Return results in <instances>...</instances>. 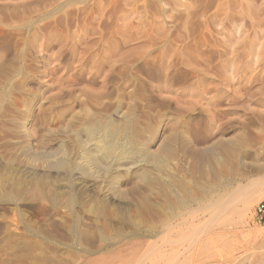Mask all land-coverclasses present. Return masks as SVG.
I'll use <instances>...</instances> for the list:
<instances>
[{"label":"rangeland","instance_id":"rangeland-1","mask_svg":"<svg viewBox=\"0 0 264 264\" xmlns=\"http://www.w3.org/2000/svg\"><path fill=\"white\" fill-rule=\"evenodd\" d=\"M97 122L131 125L151 152L171 144L168 168H151L162 182L146 185L139 165H118L117 185L90 168L84 128ZM221 140L236 146L211 170L194 151ZM61 159L67 168L54 165ZM217 179L232 180V192L251 183L239 198L250 200L204 250L263 264L264 0H0V264H101L106 224L134 240L159 216L140 208L135 188L167 211L163 194L196 195ZM160 229L145 239L182 261Z\"/></svg>","mask_w":264,"mask_h":264},{"label":"bare ground","instance_id":"bare-ground-1","mask_svg":"<svg viewBox=\"0 0 264 264\" xmlns=\"http://www.w3.org/2000/svg\"><path fill=\"white\" fill-rule=\"evenodd\" d=\"M98 122H99V120H98ZM98 122H97V124H98ZM97 124L95 123V125H94V123H93V125L98 127V128L99 127L102 128L104 126L102 122L98 125ZM133 126H135V125H133ZM96 127L87 126L84 128V132L89 137L88 139H90V141H94V143H92V146H85V147L83 146L85 149V153H86L85 155H87V161L89 163L90 168L93 167V168L97 169L98 171H102L105 174V177L108 180L110 179L115 185L117 182L119 183L118 180L120 179V172L121 171L119 172L118 165L121 166L122 164H127V163L130 164L129 167L128 166L126 167L127 171L132 169L131 167H133V165H135V166L139 165L140 166L139 170H141V171H139L141 173L140 174L141 178H142V180L145 181L146 185L153 186L156 183L159 184L162 182V181L160 182L159 179H157V178L151 177V168L154 166L156 169H159L160 171H164L168 168L166 161H167L168 154H170L172 152L171 151V144L162 146V149H159L160 151L151 152L150 147L147 144H144L142 142L140 143L138 141V138H136L134 135H131L129 133L130 130L132 131L131 125L129 127H127L126 129H124L125 127L121 128L117 125H114L113 123H108L105 127H103L104 132L101 133L102 135L100 134L99 135L100 137H97V138L94 136L96 134V132L94 134V130L96 129ZM122 134L126 135V137L128 138V141H129V142L127 141L128 147L123 146L119 142L115 141L116 137L118 135H122ZM232 141H230V140L229 141H227V140L218 141L216 144H214L213 146H211L209 148L206 147V149H203V150H199V149L195 150L194 155H197L201 159V163H202V161L207 162V164L209 163L208 165L211 167V170H213L215 165L212 167V163H214L213 160H214V157H216L215 155L217 154V152H219L221 150H224V152H225L226 148L231 150L234 145L236 146V144ZM122 143L124 144V142H122ZM129 143H130V145H129ZM192 150H194V149H192ZM234 150H235V148H234ZM223 154L224 153H222V156H224ZM229 154L230 153H228V156L231 157V155H229ZM221 158H220V160H221ZM234 159H237V157ZM231 160H233V159H231ZM237 160H239V159H237ZM68 163H69L68 161L61 159V160H58L54 165L57 168H67ZM217 163H219V162H217ZM216 169H217V167H216ZM102 172H101V174H102ZM201 172H202V170H201ZM218 173H220V172H218ZM203 175H205V174H203ZM139 178H140V176H139ZM220 179H221V177H220ZM196 181H198V180H196ZM255 182H258V181H255ZM263 183H264V181H263ZM165 184L166 183H164V185ZM198 184H199V191L197 189L198 193L196 195L190 194V195H187L185 198L178 197L175 199V198H172L170 196L172 194H170V195L168 193L163 194L165 196V209L167 207V209H168L167 211H165L164 209L161 210L160 205H157L156 204L157 202L156 203L154 202L152 197H150L151 195H147L148 194L147 192L145 194L141 191V189H140L141 187L135 188L137 190L136 192H141V194L139 193L141 196L140 200H139L140 208L144 212L148 211L151 214L154 213L153 215L158 214L159 216H158L157 220H152V221L149 220L151 222L147 223L148 228H146V231H147L146 235L142 236L140 234H134L133 237H136L134 240H128L127 239V237H129L128 234H123L122 231H115L114 230L115 231L114 234L108 232L107 230H109V227H108L109 225L106 224V226L107 225L108 226L107 227L105 226L104 228H107V230L103 232V230H104L103 229L101 231L103 233L100 236H102V239L105 242L109 243V245H111L112 248H109V251L106 253L107 256H105V255H104L105 257L103 256L105 259L102 260L103 262H101V264H148L150 262L152 264L153 263L170 264L169 262L173 258L172 259L168 258L167 252L169 250L166 252V249H162V246H161L162 243H160L161 247L159 245H158L159 246L158 247L156 244L157 240H156V242L153 240L152 241L146 240L147 236H152L154 234V231H156L160 227H161V229L158 232L159 235H157V233L155 235L156 239H158L160 237H162V238L164 237L165 243L169 242L171 244L170 250L171 249H172V251L174 250L175 253L176 252L179 253L180 250H182V252H183L182 253L183 258L181 259L182 261H180V262L179 261H176V262L173 261V262H175V264H190L191 262H193L195 255H197V257H198L195 260H200V262H199V264H200L202 262L201 259H202V256L204 254H206L205 256L207 257L206 259L203 257V259L207 260L204 264H226V263L232 262L233 257L235 256L234 253H232L230 256H228L229 254H227L225 257L224 256L225 254L223 255V253H222L223 251L219 249V251H222L221 253L224 256V258H222V257H219V255H218V253H220V252L216 253L215 249H214L215 252L212 251L215 254L212 253L211 255H207L208 252L204 250V247L207 246L211 242V240L214 238V236L217 234V229L224 230L223 234L225 231H227V229L229 227L228 225H230L232 222L231 220L235 219V218H233V219L231 218L233 216V214L230 217L231 213H235L236 216L239 217V219H244V215L246 214V211H247V205L246 204L250 200L247 198V195H249V193L248 194L245 193L244 195L247 194L246 197L241 198L240 201H239V198L241 197V194L243 192H245V190L248 189L252 185H251V183H250V186L246 185L245 187H241V185H240V187L238 186V188H236L235 192L234 191L232 192V190L229 188V185L232 184V180H229V179H227V180L226 179L225 180L217 179L214 182H209V183H204V182L201 183L200 182ZM198 184H197V186H198ZM261 184H262V182H261ZM137 186H139V185H137ZM162 186H163V184L161 185V187ZM256 187H258V186H256ZM251 188H250V190H251ZM255 188L254 189L252 188V190L255 191L256 190ZM114 189H115V187H114ZM184 191H185V194H188V193H186L185 189H184ZM256 192H258L259 196L260 195L264 196L263 186L261 188H259V190H256ZM115 193H117V191ZM133 193H135V191ZM253 193H255V192H253ZM159 194L162 195V193H159ZM135 195H136V197H138L137 198V200H138L139 199V196H137L138 194H135ZM121 196H124V195H121ZM70 200H73V198H71ZM76 200H74V201H76ZM68 202H69V200H68ZM98 202H99V200H98ZM238 202H242L243 206L239 207ZM104 204H106L105 201H104ZM193 206H196V208H193ZM127 214H126V216H128ZM163 216H164V218H163ZM165 217H166V219H165ZM127 218H125V219H127ZM127 220H129V219H127ZM132 220H134V219H132ZM234 221H236V220H234ZM130 223H131V221H130ZM112 227H111V229H112ZM184 231H187L189 233L184 232ZM218 233H220V230ZM229 233L230 232L225 233L226 234L225 236H227V234H228V236H230ZM231 233H233V232H231ZM172 234H173L174 238H171ZM220 235H222V233ZM232 235H234V234H232ZM99 238H101V237H99ZM102 239H101V241H102ZM218 239L221 240V238H218ZM228 240H229V237H228ZM230 240L232 241V239H230ZM229 241H225V242H228L227 244H229ZM162 242H163V246H164L165 243H164V241H162ZM169 243H167V244H169ZM240 244H238V245H240ZM100 245H101V243H100ZM223 245L224 244H222V246ZM231 245H232V243H231ZM216 246L212 245L209 248H210V250H212ZM224 246L225 247L228 246L230 248V244L229 245L225 244ZM164 247H166V246H164ZM176 247H182V249H180V248L175 249ZM219 247H221V246H219ZM232 247H234V246L232 245ZM217 248L218 247H216V249ZM229 248H228V250H229ZM228 250H226V251H228ZM236 250L234 252H237ZM226 251H225V253H226ZM231 251H233V250H231ZM94 252L96 253V251H94ZM87 253H88V251H87ZM180 254H181V252H180ZM241 255L242 254H240V256ZM179 257L180 256L178 255L177 258H179ZM237 257H238V255H237ZM83 258H85V257H83ZM92 258H95V257H92ZM96 258H97V256H96ZM98 259L100 260V258H98ZM90 260L92 261L93 259H90ZM117 260H119L120 263H116ZM195 260L193 263H195ZM235 260H233V263H230V264H234ZM260 260H261V258H260ZM93 261L91 263H95ZM95 261L97 262L98 260L95 259ZM90 262H88V263H90ZM97 263L100 264L99 261ZM97 263H95V264H97ZM242 263H243V261L241 262V264ZM172 264H174V263H172ZM254 264H256V262Z\"/></svg>","mask_w":264,"mask_h":264},{"label":"built area","instance_id":"built-area-1","mask_svg":"<svg viewBox=\"0 0 264 264\" xmlns=\"http://www.w3.org/2000/svg\"><path fill=\"white\" fill-rule=\"evenodd\" d=\"M259 213L264 214V201L260 203L259 208H258Z\"/></svg>","mask_w":264,"mask_h":264}]
</instances>
